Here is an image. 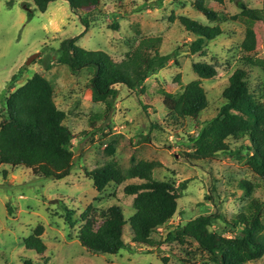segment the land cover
<instances>
[{
  "label": "rangeland",
  "instance_id": "rangeland-1",
  "mask_svg": "<svg viewBox=\"0 0 264 264\" xmlns=\"http://www.w3.org/2000/svg\"><path fill=\"white\" fill-rule=\"evenodd\" d=\"M195 1L100 0L96 9L75 12L67 2L58 0L46 12H39L33 0H0V124L6 116L5 91L11 77L24 72L13 92L40 74L54 85V100L66 113L64 124L72 133L74 153L71 174L62 180L41 179L27 169L10 170L7 179L0 174V264H25L26 260L32 264H208V255L197 242L191 238L167 241L168 233L202 215L219 214L234 222L249 201L239 187L243 181L258 185L254 196L264 201V183L248 168L246 159L237 161L221 154L206 161L188 157L193 152L189 137L224 104L222 94L241 63L249 27L257 37L253 58L263 66L253 68L248 80L251 91L264 103V20L253 23L240 17L247 8L262 9L263 0H226L223 5L207 2L219 14L215 23L193 8ZM182 16L219 25L224 33L209 41L202 54L191 55L185 44L193 37L177 21ZM82 17L87 19L88 29L78 45L86 50L105 51L120 62L141 38L157 36L163 40L161 53L177 51L176 61L148 78L142 93L115 86L119 92L115 109L106 117L105 104L91 101V74L86 70L72 73L56 62L61 43L86 30ZM195 63L217 69L215 78L202 81L208 108L197 120L176 125L168 119L164 99L178 96L186 85L198 80L192 70ZM113 140L119 143L117 152L108 157L102 151ZM238 145L233 143L234 148ZM132 158L159 162L162 167L154 172L157 181L173 182L177 187L186 182L176 215L152 234L162 243L155 248L132 241L128 221L134 214V197L125 195L124 188L135 181L112 184L99 193L87 174L108 161L128 168ZM90 206L98 212L112 206L122 208L127 220L126 247L118 254H93L80 244L81 215ZM65 208L75 212L73 226L66 223ZM225 221L214 220L211 230L229 238L236 236ZM38 227L44 229L47 250L43 255L24 246V240Z\"/></svg>",
  "mask_w": 264,
  "mask_h": 264
},
{
  "label": "trees",
  "instance_id": "trees-1",
  "mask_svg": "<svg viewBox=\"0 0 264 264\" xmlns=\"http://www.w3.org/2000/svg\"><path fill=\"white\" fill-rule=\"evenodd\" d=\"M33 1L39 12H46L49 5L58 0ZM63 1L75 12L96 9L100 5V0ZM225 1L196 0L192 6L207 21L215 23L219 14L207 2L223 5ZM240 17L253 23L263 21L264 0L262 9L247 8ZM81 20L86 30L80 36L61 43L56 62L68 67L72 73L86 70L91 74L88 86L91 101L105 104L106 117L115 109L119 95L115 86L123 85L142 93L148 78L176 61L177 51L161 53L163 40L157 36L141 38L120 62H115L105 51L86 50L78 45V40L88 29L87 19L82 17ZM177 21L193 37L189 44H185L191 55L202 54L209 41L224 33L219 25L210 26L188 17H179ZM114 28L118 29V26L115 24ZM256 50V32L249 27L242 44L241 63L222 94L224 104L195 136L189 137L193 152L188 157L206 161L221 154L237 161L246 159L248 168L264 183V103L251 91L248 80L253 68L263 66L253 58ZM192 70L198 80L186 85L178 96L164 99L168 119L176 125L186 119L197 120L208 108L202 81L217 76L216 66L195 63ZM23 76L22 70L16 72L5 91L8 96L6 116H2L0 124V174L7 179L10 170L27 169L41 179H65L71 174L74 158L72 133L64 124L66 113L55 103L54 85L40 74L27 79L11 92ZM233 143L239 145L234 148ZM118 144L117 140L111 141L102 153L114 157ZM161 167L159 162H136L132 158V165L128 168H122L116 161H108L87 173L99 193L112 184L122 186L135 181L125 186L124 193L134 197V214L128 222L136 245L155 248L162 244L154 240L152 234L172 221L178 210L180 191L186 187V182L177 187L173 182L154 179L155 170ZM239 187L249 201L245 211L238 214L234 222L225 221L219 214L202 215L169 232L167 241L193 239L207 253L205 263L208 264H264V201L254 196L258 185L243 181ZM74 214L73 210L65 208V220L69 226L74 224ZM214 220L228 223L236 236L229 238L212 231ZM81 221L83 225L78 240L87 251L116 255L126 247L124 228L127 220L121 207L112 206L98 212L90 206L82 213ZM43 230V227L36 228L24 240L26 250L35 251L38 255L46 252ZM25 264L32 262L26 260Z\"/></svg>",
  "mask_w": 264,
  "mask_h": 264
}]
</instances>
